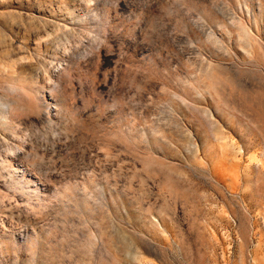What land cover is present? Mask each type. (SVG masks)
I'll list each match as a JSON object with an SVG mask.
<instances>
[{
  "label": "rangeland",
  "instance_id": "374dc122",
  "mask_svg": "<svg viewBox=\"0 0 264 264\" xmlns=\"http://www.w3.org/2000/svg\"><path fill=\"white\" fill-rule=\"evenodd\" d=\"M0 264H264V0H0Z\"/></svg>",
  "mask_w": 264,
  "mask_h": 264
}]
</instances>
